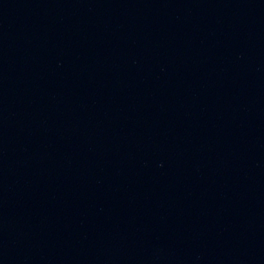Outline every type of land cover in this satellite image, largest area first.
I'll use <instances>...</instances> for the list:
<instances>
[{
  "label": "water",
  "instance_id": "95a60500",
  "mask_svg": "<svg viewBox=\"0 0 264 264\" xmlns=\"http://www.w3.org/2000/svg\"><path fill=\"white\" fill-rule=\"evenodd\" d=\"M0 264H264V0H0Z\"/></svg>",
  "mask_w": 264,
  "mask_h": 264
}]
</instances>
